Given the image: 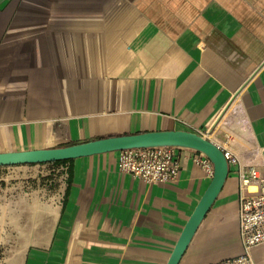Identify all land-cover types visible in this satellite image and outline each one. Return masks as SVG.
Masks as SVG:
<instances>
[{"label":"crops","instance_id":"crops-1","mask_svg":"<svg viewBox=\"0 0 264 264\" xmlns=\"http://www.w3.org/2000/svg\"><path fill=\"white\" fill-rule=\"evenodd\" d=\"M173 129L238 160L178 264L238 256L234 171L264 176V0H0V152ZM195 154L165 183L119 151L1 166L0 264H166L212 177Z\"/></svg>","mask_w":264,"mask_h":264},{"label":"water","instance_id":"water-1","mask_svg":"<svg viewBox=\"0 0 264 264\" xmlns=\"http://www.w3.org/2000/svg\"><path fill=\"white\" fill-rule=\"evenodd\" d=\"M156 146H177L203 153L213 167L212 177L186 221L166 264H178L200 222L220 192L229 172L223 150L205 135L185 129L145 131L107 136L63 146L0 152V167L40 164L93 154Z\"/></svg>","mask_w":264,"mask_h":264},{"label":"built area","instance_id":"built-area-1","mask_svg":"<svg viewBox=\"0 0 264 264\" xmlns=\"http://www.w3.org/2000/svg\"><path fill=\"white\" fill-rule=\"evenodd\" d=\"M204 135V133H200ZM182 147L156 146L119 151L118 169L146 183H165L175 180L180 171L177 151ZM193 161L209 174L213 167L209 159L195 151ZM228 165L236 166L237 157L223 151ZM238 179V234L242 253L211 264H253L251 248L264 243V176L256 168L234 171Z\"/></svg>","mask_w":264,"mask_h":264},{"label":"trees","instance_id":"trees-1","mask_svg":"<svg viewBox=\"0 0 264 264\" xmlns=\"http://www.w3.org/2000/svg\"><path fill=\"white\" fill-rule=\"evenodd\" d=\"M71 159H67V160H60V161H54L52 162L53 164H61V163H66L68 161H70Z\"/></svg>","mask_w":264,"mask_h":264},{"label":"rangeland","instance_id":"rangeland-1","mask_svg":"<svg viewBox=\"0 0 264 264\" xmlns=\"http://www.w3.org/2000/svg\"><path fill=\"white\" fill-rule=\"evenodd\" d=\"M52 167L56 168V167H58V166H52Z\"/></svg>","mask_w":264,"mask_h":264}]
</instances>
